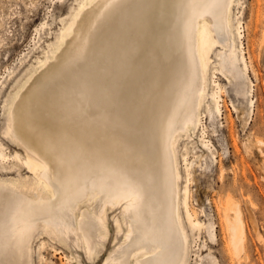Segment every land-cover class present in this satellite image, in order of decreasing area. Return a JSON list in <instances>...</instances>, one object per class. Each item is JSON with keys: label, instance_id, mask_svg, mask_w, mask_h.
I'll use <instances>...</instances> for the list:
<instances>
[{"label": "bare ground", "instance_id": "obj_1", "mask_svg": "<svg viewBox=\"0 0 264 264\" xmlns=\"http://www.w3.org/2000/svg\"><path fill=\"white\" fill-rule=\"evenodd\" d=\"M94 1L80 2L71 25L62 32L60 45L35 70L44 68L41 74L29 84L30 76L9 108L7 134L25 151L10 154L0 143V166L15 162L30 175L18 182L0 181V264H31L30 244L39 228L48 235L73 238L78 247L82 243L93 259L95 240L98 233L101 244L106 239L108 210L115 206L122 207L116 227L121 230L124 225L127 233L103 264H189L191 236L203 229L212 241L218 235L214 222L206 224L198 218L188 166L184 185L179 183L176 143L198 131L204 152L216 159L202 121L221 123L225 107L229 109L218 75L228 83L237 81L235 93L244 92L247 97V84L237 80L245 75L247 65L239 47L240 21L233 20L235 0H116L113 4L108 0L112 6L104 9L103 0L87 11L78 29L90 38L86 46L95 55L92 64L101 71L86 74L92 85L85 98L87 110L80 114L66 107L75 115L65 125L73 134L66 150L74 158L66 162L60 156L59 141L43 137L35 124L43 120L45 97L56 104L62 99L57 96L59 89L68 92L77 87L71 77L75 60L68 50L51 60L81 12ZM220 46L213 59L210 53ZM244 108L251 110V100ZM171 147L176 155L173 164ZM252 147L263 155L264 139L250 141L249 154ZM83 165L86 172L76 171ZM247 198L249 202L228 191L213 200L222 231L224 264H248L250 240L263 241L264 228L253 212L256 205ZM208 257L210 264H221L212 254ZM198 258L199 264H205L204 256Z\"/></svg>", "mask_w": 264, "mask_h": 264}, {"label": "rangeland", "instance_id": "obj_2", "mask_svg": "<svg viewBox=\"0 0 264 264\" xmlns=\"http://www.w3.org/2000/svg\"><path fill=\"white\" fill-rule=\"evenodd\" d=\"M81 1L0 0V143L5 145L7 153L20 152L23 155L25 151L20 144L7 134L11 103L32 74L29 84L41 74L44 68L38 70L37 75L35 70L46 58H51L53 52L60 45L62 32L65 33L71 25ZM101 1L103 0H95L85 7L74 23L72 32L66 37L60 50L56 51L57 53L51 60V62H54L58 55L64 50H68L69 56L75 60H72L73 63H71L73 72L71 77L77 87L69 89L68 92L59 89L57 96L62 99L61 102L56 103L58 106L49 97H45L41 104L43 120L35 124L43 137L59 141L60 156L66 159V162L67 160L70 162L74 158L70 154L68 155L66 150L73 134L71 128L65 125L69 122L68 119L71 122L75 118V115L70 114L66 109L70 110L72 108L73 113L79 112L80 114L87 110L88 104L85 98L90 94L92 85L89 75L86 74L88 71L93 72L95 70L96 72L97 69L101 71L100 67L98 68L96 64H92L95 55L88 48L90 38L85 31H79V23L84 14ZM114 1L116 3V0H110L109 2L113 4ZM107 3L108 0L102 7L103 9L112 6ZM231 6L234 22L240 21L242 44L238 45L243 51L247 65L245 75L243 77L239 76L237 80L240 82L245 81L241 85L247 84L245 86L248 89L247 97L244 92L238 95L235 93L234 87L238 83L237 81L228 83L227 80L218 75V82L225 86V100L229 109L225 107L223 123L217 122L212 125L210 121L206 122L205 119L202 121L204 131H206V140H210L213 149H216V159H213L207 150L204 152V148L199 141L198 131L192 134L191 137L178 138L176 143L178 168L181 173L179 183L181 186L184 185L186 167L188 166L191 172L188 183L192 194V203L197 210L198 218L206 224L214 222L218 235L212 241L207 231L203 229L194 238L191 236L189 264H199V254L205 257V264H210L208 253L215 256L221 264H224L222 260L224 245L222 231L219 228L213 200L225 196L228 191L240 200L244 199L249 202L248 198L245 199L248 196L253 200L256 205L253 212L259 225L264 228V154L260 155L255 147H252V154H249L246 150L250 141L256 138L264 139V0H235ZM96 25L97 23H94L91 28L93 29ZM75 38H77V41L74 42ZM71 43H74L73 46ZM86 44L88 45L86 46ZM220 48L222 47L215 48V51L210 53L213 59H215V52L219 53L221 51ZM78 58L79 60L76 61ZM27 87L28 85L21 90V95L24 94ZM63 93L65 97H62ZM66 93L68 94L67 97H70L63 101V98H66ZM20 98L15 101L14 106L18 104ZM249 99L252 104L251 110L250 108L248 110L244 108L247 102L250 105ZM70 102L71 106L68 105ZM232 105L237 106L239 111L236 112ZM53 113L54 116H52ZM69 115L72 116L67 118ZM230 119L232 124L229 122ZM230 125L233 126L232 131ZM64 127L65 130L69 131L64 132ZM46 128L48 131L51 129L54 132L49 131L48 133ZM58 131L63 132L67 139L64 140L66 137ZM60 135L64 139L61 140ZM63 140L65 141L64 145ZM234 146H237L239 151ZM29 148L41 154L37 149L31 146ZM171 154L173 164L176 155L172 147ZM201 154L203 156L199 163ZM191 162H193L192 167L189 164ZM4 165L5 168L0 166V181L11 179L18 182L24 175H30L23 168L16 167L15 162ZM84 165L76 171L86 172L87 168ZM18 171L21 176H18ZM222 171L223 175L221 176ZM84 209L82 208V210ZM112 209L108 210V219H106L108 225L107 237L101 244L102 238L98 233L95 240L96 246L94 247L96 254L93 259L88 257L82 243H79L82 247H78V243L76 244L73 238L62 237V235L56 236L55 234L48 235L42 233L43 229L39 228L30 244L32 248L30 263L103 264L108 255L123 243V238L127 233L124 225L121 230H118L115 224V219L120 216L122 207L115 206ZM262 235V242L253 237L250 240V262L248 264H264V229ZM217 239L219 240L217 241ZM203 244H205L204 247Z\"/></svg>", "mask_w": 264, "mask_h": 264}, {"label": "flooded vegetation", "instance_id": "obj_3", "mask_svg": "<svg viewBox=\"0 0 264 264\" xmlns=\"http://www.w3.org/2000/svg\"><path fill=\"white\" fill-rule=\"evenodd\" d=\"M198 67V69H199V66H197ZM201 81V80H200Z\"/></svg>", "mask_w": 264, "mask_h": 264}]
</instances>
